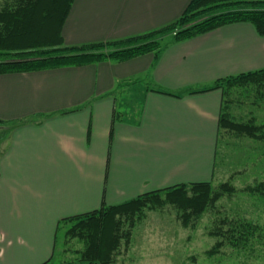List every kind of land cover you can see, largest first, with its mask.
<instances>
[{
    "label": "crops",
    "instance_id": "1",
    "mask_svg": "<svg viewBox=\"0 0 264 264\" xmlns=\"http://www.w3.org/2000/svg\"><path fill=\"white\" fill-rule=\"evenodd\" d=\"M191 1L75 0L65 44L159 30ZM263 68L264 37L240 23L169 41L158 56L0 76V120L19 123L0 141V260L48 264L62 219L213 181L223 92L152 90L181 94ZM125 94L138 99L130 111Z\"/></svg>",
    "mask_w": 264,
    "mask_h": 264
},
{
    "label": "trees",
    "instance_id": "2",
    "mask_svg": "<svg viewBox=\"0 0 264 264\" xmlns=\"http://www.w3.org/2000/svg\"><path fill=\"white\" fill-rule=\"evenodd\" d=\"M74 2L0 0V76L84 67L104 61L123 63L150 53L158 56L169 41L191 40L233 24H250L259 36L264 37V0H192L179 19L159 30L121 40L70 47L65 44L63 27ZM248 87H255L256 92L264 97V68L219 79L206 87L188 89L181 94L161 88L152 91L180 98L221 90V130L264 139V134L257 135L263 126H256L255 122L239 123L229 114L232 93L237 88ZM18 124L12 123L7 127L0 120V141ZM259 190L264 197V186L250 189L253 193ZM236 192L230 182L219 185L192 183L148 192L117 206L103 205L97 211L62 219L57 227L56 246L59 231L65 230L66 246L74 240L84 246L77 252L79 262L114 264L121 248L129 246L137 222L148 211L173 207L184 228L195 227L205 214L216 209L225 196ZM256 230L260 231V227L253 226L251 222L224 219L210 232L217 241L206 254L214 257L221 254L227 245L236 248L248 245Z\"/></svg>",
    "mask_w": 264,
    "mask_h": 264
},
{
    "label": "rangeland",
    "instance_id": "3",
    "mask_svg": "<svg viewBox=\"0 0 264 264\" xmlns=\"http://www.w3.org/2000/svg\"><path fill=\"white\" fill-rule=\"evenodd\" d=\"M256 91L255 87L237 88L230 97L233 103L229 114L239 123L255 122L256 126H263L257 133L260 136L264 134V97ZM137 100L128 98L124 107L134 109ZM215 161L214 180L204 182L211 181L214 185L230 182L237 192L225 196L195 227L184 228L173 207L148 211L137 222L129 246L121 248L114 264H264V197L259 193L261 190L250 191L264 186V139L222 129ZM224 219L251 222L260 231L256 230L248 245L237 248L227 245L221 254L209 257L206 252L217 241L210 232ZM58 234L54 257L48 264H85L79 262L77 253L84 249L83 244L74 240L66 246L65 230ZM2 238L1 234L0 243ZM0 264L17 263L6 257Z\"/></svg>",
    "mask_w": 264,
    "mask_h": 264
}]
</instances>
